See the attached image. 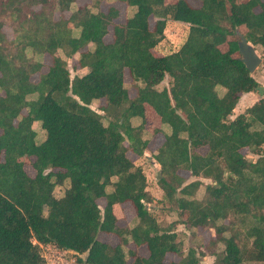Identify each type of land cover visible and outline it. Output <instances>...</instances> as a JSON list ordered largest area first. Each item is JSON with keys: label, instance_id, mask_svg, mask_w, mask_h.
Listing matches in <instances>:
<instances>
[{"label": "trees", "instance_id": "16d2710c", "mask_svg": "<svg viewBox=\"0 0 264 264\" xmlns=\"http://www.w3.org/2000/svg\"><path fill=\"white\" fill-rule=\"evenodd\" d=\"M75 1L0 0V264H47L39 244L83 255L80 264H200L207 254L212 264H264V96L235 113L259 83L239 59L238 37L230 39L238 29L264 54V0H117L132 9L119 22L115 6L103 11L102 0H92L72 10ZM169 19L188 24L186 39L156 55ZM58 50L77 54L85 72L70 77ZM45 54L51 63L42 71L38 56ZM166 76L169 86L158 88ZM101 99L104 114L90 106ZM146 109L160 123L149 138ZM156 133L162 139L155 145ZM147 148L179 215L165 228L147 207L142 168L127 154ZM181 171L209 179L201 197L202 181ZM123 204L134 216L120 225ZM177 223L214 234L206 247L183 250ZM101 233L115 234L117 243L100 240ZM130 241L147 255L125 251ZM168 253L178 259L166 260Z\"/></svg>", "mask_w": 264, "mask_h": 264}, {"label": "rangeland", "instance_id": "374dc122", "mask_svg": "<svg viewBox=\"0 0 264 264\" xmlns=\"http://www.w3.org/2000/svg\"><path fill=\"white\" fill-rule=\"evenodd\" d=\"M174 0H166V2H173ZM241 1V0H239ZM91 4L92 0H76L72 6L73 7L77 5H82V4ZM109 6H115L119 9V17L116 19V21H122L124 20L126 16V12L130 14L132 12V9H126V6L124 3L119 2L117 0H102L99 3V9L105 11ZM37 8V7H35ZM93 11H96L95 8H92ZM65 16L69 15V11H64L62 12ZM61 12H56L55 17L58 18L60 16ZM152 23V22H151ZM242 30L244 31L243 27ZM4 31L7 35V37L10 39L12 38V31L9 26L4 27ZM242 32V31H241ZM188 33V24L184 22H174L173 20H168L166 22L165 28H164V37L162 40L153 48V52L156 55H161V54H168V52H173L177 50L180 45L184 42L186 39ZM238 36L230 37V39H235ZM111 38V28L109 30V35L106 36V40H110ZM220 48L222 50H226L227 44L224 43L220 45ZM256 51L258 55L262 58V63H260L256 69L252 72V75L255 76L258 80L259 85L264 84V54L262 50L259 47H256ZM58 54L61 56L65 57L66 59V67L69 70L70 77H73L75 75L82 74L85 72L84 68H79L77 65V59L78 55L74 54L72 56H64L62 51L58 50ZM27 54L32 56V52L30 50L27 51ZM43 62L44 66L42 68V71H46L47 67L51 63V57L48 54H45L44 57L38 56ZM36 58V57H35ZM33 80H37V75L32 76ZM170 83V78L166 76L163 81L158 85V88H162L163 86H169ZM125 85L128 88L129 95L133 97L136 93V89L134 87V81L130 78L128 75V72L125 71ZM264 86V85H263ZM218 90L220 93L223 92V89L221 87H218ZM264 96V93H263ZM259 99V93L257 90L253 92L252 97L245 96L241 97L238 104L236 105L235 113H239L245 110L246 105H251L253 102ZM103 99L101 100H94L91 103V108L96 110V112L100 114H104L103 111L100 109V105H102ZM233 117V116H231ZM145 118H146V125L143 129V137L144 138H149L150 137V131L154 128H158L160 123L158 121V117L155 115L152 109H146L145 112ZM104 123H106V120H103ZM133 124H138L140 122L138 119H132ZM33 126L37 128L36 124L34 123ZM162 128L164 131L168 130L167 126H163ZM162 139V134L161 133H156L155 136L153 137V142L152 144H155ZM153 145V146H155ZM205 148H201L200 152H204ZM242 151L246 154L248 159L250 160H255L256 155L248 152L247 149H242ZM130 159L133 161L135 165H138L142 168L145 176H146V190L149 191L151 195V202L147 203V207L150 211V213L157 219V222L159 225L162 227H166L169 223L173 222L174 220H179V215L175 207H173L168 200L166 199L162 189L158 185V176H159V169L160 166L159 164L155 161L154 159V150L153 148H147L142 156H137L133 153L128 152L127 153ZM31 161L32 158H26L24 159V169L25 171L33 176L35 174V170L31 166ZM181 173L188 177V181L194 180V179H200L202 181V185L199 186V188L196 191V196L199 198L203 195L204 193V184L209 182V179L203 178V177H189L187 171H181ZM64 189V185L58 186L54 189V195L55 196H61L62 192ZM100 203H102V200H99ZM118 211L121 212V216L119 218V224L120 225H125L129 224L131 219L134 216L132 208L128 204H123L122 206L117 207ZM131 223L130 225H132ZM177 235H178V240L181 242V247L183 250H187L188 246L190 244L197 245L201 248L206 247V242L210 238V232H212L211 229H202V228H197V229H189L186 228V226L183 223H177L174 228ZM214 233V232H213ZM98 238L100 240L107 241L110 244H116L118 241V238L115 234H104L101 233ZM125 251L127 249H136L140 254H147L144 250V246H139L136 247L132 242H128L127 245H125ZM222 247L219 246L218 249H221ZM61 250V249H59ZM39 252L41 256L44 258L45 262L47 264H80L79 258L83 255H79L71 250L64 252V251H58L54 248L52 244H39ZM59 252V253H57ZM178 256L172 253H168L166 255V260H177ZM128 263L131 262V258H127ZM213 263V262H212ZM200 264H210V259L208 260L206 257L202 258L200 261ZM253 264V263H249Z\"/></svg>", "mask_w": 264, "mask_h": 264}, {"label": "water", "instance_id": "95a60500", "mask_svg": "<svg viewBox=\"0 0 264 264\" xmlns=\"http://www.w3.org/2000/svg\"><path fill=\"white\" fill-rule=\"evenodd\" d=\"M236 35L238 36V52L239 59L243 62L247 70L252 73L256 67L262 62V58L258 55L254 46L247 41L244 34L238 29L236 30ZM256 90L259 93V99L263 97L264 88L262 85H258Z\"/></svg>", "mask_w": 264, "mask_h": 264}, {"label": "crops", "instance_id": "0c3cea01", "mask_svg": "<svg viewBox=\"0 0 264 264\" xmlns=\"http://www.w3.org/2000/svg\"><path fill=\"white\" fill-rule=\"evenodd\" d=\"M193 6H199L200 5V1L199 0H188ZM174 22H180V21H174ZM168 53H170V52H168ZM161 55H164V54H161ZM262 63V62H261ZM255 77V76H254ZM256 78V77H255ZM256 80H257V78H256ZM258 81V80H257ZM264 85V84H263ZM262 85V86H263ZM263 88H264V86H263ZM252 95H253V92H248V93H244V94H242V96L241 97H245V96H249V97H252ZM240 97V98H241ZM240 100V99H239ZM239 102V101H238ZM249 105H246L245 107H248ZM212 230V232H210V237L211 236H213V232H214V230L213 229H211ZM104 241V240H103ZM107 242V241H106ZM145 252H147L146 250H144ZM143 256H146L147 254H145V253H143L142 254ZM207 258L208 260L210 259V264H212V262H213V256H211V255H209V254H207V255H205L203 258Z\"/></svg>", "mask_w": 264, "mask_h": 264}, {"label": "built area", "instance_id": "2783aa9c", "mask_svg": "<svg viewBox=\"0 0 264 264\" xmlns=\"http://www.w3.org/2000/svg\"><path fill=\"white\" fill-rule=\"evenodd\" d=\"M54 248H55L56 250H58V251H64V252L69 251V250H67V249H61V250H59L60 248H57V247H55V246H54ZM57 253H59V252H57Z\"/></svg>", "mask_w": 264, "mask_h": 264}]
</instances>
